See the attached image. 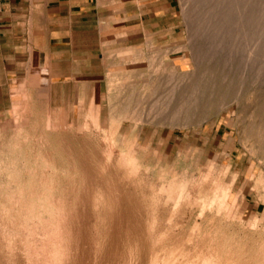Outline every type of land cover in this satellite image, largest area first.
Masks as SVG:
<instances>
[{
  "label": "rangeland",
  "instance_id": "obj_1",
  "mask_svg": "<svg viewBox=\"0 0 264 264\" xmlns=\"http://www.w3.org/2000/svg\"><path fill=\"white\" fill-rule=\"evenodd\" d=\"M168 1L0 81V264H264V0Z\"/></svg>",
  "mask_w": 264,
  "mask_h": 264
},
{
  "label": "crops",
  "instance_id": "obj_2",
  "mask_svg": "<svg viewBox=\"0 0 264 264\" xmlns=\"http://www.w3.org/2000/svg\"><path fill=\"white\" fill-rule=\"evenodd\" d=\"M50 1L0 0V81L26 79L43 69L45 57L51 64L54 56H103L116 47L115 26L105 23L99 0ZM171 7L165 0V16Z\"/></svg>",
  "mask_w": 264,
  "mask_h": 264
}]
</instances>
